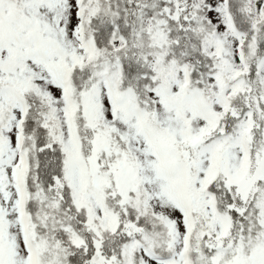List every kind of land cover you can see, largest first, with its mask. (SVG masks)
I'll return each mask as SVG.
<instances>
[{"label":"snow or ice","instance_id":"6c2138e0","mask_svg":"<svg viewBox=\"0 0 264 264\" xmlns=\"http://www.w3.org/2000/svg\"><path fill=\"white\" fill-rule=\"evenodd\" d=\"M0 264H264V0H0Z\"/></svg>","mask_w":264,"mask_h":264}]
</instances>
